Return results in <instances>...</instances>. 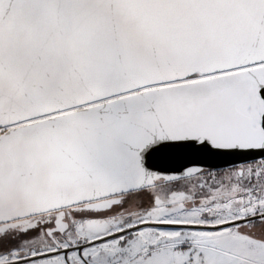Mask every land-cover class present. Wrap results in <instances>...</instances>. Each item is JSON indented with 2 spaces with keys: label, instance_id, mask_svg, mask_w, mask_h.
<instances>
[{
  "label": "snow or ice",
  "instance_id": "snow-or-ice-1",
  "mask_svg": "<svg viewBox=\"0 0 264 264\" xmlns=\"http://www.w3.org/2000/svg\"><path fill=\"white\" fill-rule=\"evenodd\" d=\"M0 264H264V0H0Z\"/></svg>",
  "mask_w": 264,
  "mask_h": 264
}]
</instances>
